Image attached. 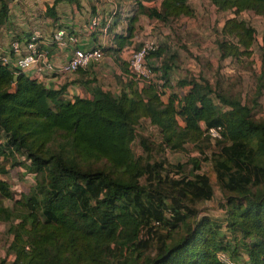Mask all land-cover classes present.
<instances>
[{
  "label": "trees",
  "instance_id": "1",
  "mask_svg": "<svg viewBox=\"0 0 264 264\" xmlns=\"http://www.w3.org/2000/svg\"><path fill=\"white\" fill-rule=\"evenodd\" d=\"M208 1L233 13L216 37L218 58L247 55L255 30L237 15L264 13V0ZM136 13L168 24L192 10L187 0H160L158 8L138 4ZM46 14L53 17L52 8ZM6 17L0 3V25ZM132 32L126 27L125 36L115 37L118 48ZM163 62L151 66L158 83L139 82L123 67L128 77L116 93L95 86L90 98L70 100L60 99L63 87H45L0 65V174L19 165V155L35 175L11 206L1 202L12 194L0 178L9 264H222L219 251L238 264H264V116L252 112L260 108L264 75L251 106L195 78L177 80L185 90L163 100L169 80ZM144 123L155 129L152 151L160 158L154 162L142 156L141 145L132 149L135 128ZM216 126L220 138L211 139L207 129ZM208 142L221 143L209 158L224 196L217 204L221 219L194 207L213 198L201 165L191 159L189 176L161 155Z\"/></svg>",
  "mask_w": 264,
  "mask_h": 264
},
{
  "label": "rangeland",
  "instance_id": "2",
  "mask_svg": "<svg viewBox=\"0 0 264 264\" xmlns=\"http://www.w3.org/2000/svg\"><path fill=\"white\" fill-rule=\"evenodd\" d=\"M188 1L195 10L192 18H181L168 24L156 21L148 23L147 21L137 25V28H133V45L125 52V62L130 52L138 48L142 42L152 41L155 46L154 49L161 48L162 54L157 59L147 58V65L158 67L162 61L169 65V80L168 85L163 89L164 91L170 90L182 93L185 88L179 89L176 86L177 80L204 79L212 88L216 87L225 94L237 96L241 102L251 106L258 76L264 75V13L253 14L242 11L237 15L238 19H243L254 28L255 34L252 45L247 55L219 59L215 40L223 21L232 17L233 13L231 11H217L205 0ZM0 3L5 6L7 17L11 15V21H8L10 28L16 27V32L18 33L21 29L27 30L21 28L23 23L16 25L18 21L15 20L12 13L18 15L17 8L21 6H29L34 9L35 0H0ZM18 33H14V35L18 36ZM102 57H105L103 51ZM125 66H127V63H125ZM159 75L158 71L153 70L152 79L157 81ZM113 92L116 93L112 90ZM165 98L166 95L164 94L162 99L165 100ZM258 103L260 108L252 109L256 118L264 116V93L258 99ZM151 133L155 134L153 126L145 123L138 125L135 128V141L132 149L134 152H138V145H141L142 149L140 147L139 149L142 156H148L147 160L154 162L153 160H158L160 157H156L153 153L154 151H152L153 148L156 149L157 147L152 144L151 140L155 137ZM140 142L144 143V145L140 144ZM208 143L209 145L201 144V146L199 143L197 148L192 143H185L179 151L170 152L164 150L161 155L171 165L182 164L181 170L185 175L190 176L192 173L191 159L201 165V171L209 177L212 184L213 198L208 202H197L194 207L200 212L199 214H206L212 218L221 219L223 217L222 211L217 204L224 196L215 180L209 161L210 155L218 151L221 143ZM203 156L204 159L201 161ZM16 158L21 163L9 168L5 175L0 174V178L9 185V190L12 194V199H1L4 206H11L12 201L16 200L20 194L28 193L29 188L35 181L34 173L26 167L27 162L23 161L19 155H16ZM161 173L165 175V173ZM8 226L9 222L0 221V264H9L12 260V255L7 252L8 242L11 239V234L7 232Z\"/></svg>",
  "mask_w": 264,
  "mask_h": 264
},
{
  "label": "crops",
  "instance_id": "3",
  "mask_svg": "<svg viewBox=\"0 0 264 264\" xmlns=\"http://www.w3.org/2000/svg\"><path fill=\"white\" fill-rule=\"evenodd\" d=\"M205 1L209 3L208 0ZM187 2L192 14L182 16L179 19L192 18L195 13L194 7L190 5L188 0ZM35 4L34 9L29 6H21L17 8L18 15L12 13L15 20L18 21L16 25L23 23L21 28L27 30L21 29L19 33L16 32L17 28H10L11 26L8 24V21H11V15L6 17L5 24L3 22L0 25V44L2 47L7 46L10 32L18 33L20 40L24 41L29 38L33 30L37 29L40 33L37 40L38 50L50 57L54 63H61L70 57L71 51L67 47L59 48L50 42V38L56 27H62L68 33L78 36L77 47L82 49L98 47L105 56L97 64L75 73L53 72L45 74L39 82L51 89L63 87L61 100H70L74 96L90 98L89 90L95 86L102 90L117 92L121 87V83L123 84L126 77H128L123 71V67L126 70L124 56L126 50L133 45V36L129 37L128 42H125L121 48L117 47L115 37L118 34L125 36L126 27L137 28V25L147 21L148 23H153V21L162 23L155 18H148L145 15L136 13L138 4L158 8L160 0H73L72 2L66 0L56 2L54 0H35ZM46 8H52L53 17L46 14ZM94 17L98 19V22L94 28L90 29L89 21ZM23 73L29 78H36L34 67ZM169 92L170 90L164 91L162 96L169 94Z\"/></svg>",
  "mask_w": 264,
  "mask_h": 264
},
{
  "label": "built area",
  "instance_id": "4",
  "mask_svg": "<svg viewBox=\"0 0 264 264\" xmlns=\"http://www.w3.org/2000/svg\"><path fill=\"white\" fill-rule=\"evenodd\" d=\"M98 19L91 18L89 28L97 25ZM40 33L37 29L33 30L29 38L21 41L20 38L10 32V38L7 46L4 48L0 44V65L7 66L17 72H25L31 67L36 69V79L40 81L45 74L59 72L63 74L75 73L80 69H85L100 61L102 52L100 48L82 49L77 47L78 36L68 33L62 27H56L51 34L50 42L59 48H69L70 57L61 63H54L50 57L38 50L37 40ZM152 41H144L142 44L130 52L127 58V70L129 74L139 82L152 81L153 70L147 65L146 55L148 51L154 49ZM157 83L159 81H156ZM219 126L207 129L206 135L211 139L220 138ZM216 259L222 264H238L226 253L219 251L216 253Z\"/></svg>",
  "mask_w": 264,
  "mask_h": 264
},
{
  "label": "clouds",
  "instance_id": "5",
  "mask_svg": "<svg viewBox=\"0 0 264 264\" xmlns=\"http://www.w3.org/2000/svg\"><path fill=\"white\" fill-rule=\"evenodd\" d=\"M101 50V49H100ZM102 52V51H101ZM127 67V66H126Z\"/></svg>",
  "mask_w": 264,
  "mask_h": 264
}]
</instances>
